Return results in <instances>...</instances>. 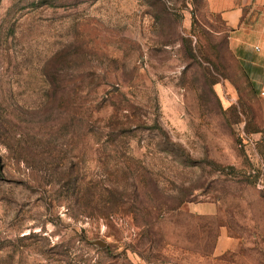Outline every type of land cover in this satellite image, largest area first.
Instances as JSON below:
<instances>
[{"label":"rangeland","instance_id":"374dc122","mask_svg":"<svg viewBox=\"0 0 264 264\" xmlns=\"http://www.w3.org/2000/svg\"><path fill=\"white\" fill-rule=\"evenodd\" d=\"M220 2L0 0V264H264V5Z\"/></svg>","mask_w":264,"mask_h":264},{"label":"crops","instance_id":"0c3cea01","mask_svg":"<svg viewBox=\"0 0 264 264\" xmlns=\"http://www.w3.org/2000/svg\"><path fill=\"white\" fill-rule=\"evenodd\" d=\"M248 2L251 3L253 0H221L218 5H215V10L221 12L228 26L240 34L241 30L246 28L243 20V6L248 4ZM260 2L261 4H259V6L263 8L264 0H255L254 5L257 6L256 3ZM250 29H253L255 32L254 35L257 38L255 48L257 47L258 50L264 51V11L261 13L260 19L256 20L255 25ZM238 34L237 36L231 38L232 46L234 45L235 49H238V47L244 44L242 38H240ZM232 244V237H230L226 232H222L218 239L216 252L218 254H223L232 247Z\"/></svg>","mask_w":264,"mask_h":264},{"label":"water","instance_id":"95a60500","mask_svg":"<svg viewBox=\"0 0 264 264\" xmlns=\"http://www.w3.org/2000/svg\"><path fill=\"white\" fill-rule=\"evenodd\" d=\"M94 243L97 244V245L103 246V247L106 245L105 242L100 241V240H96V241H94Z\"/></svg>","mask_w":264,"mask_h":264},{"label":"built area","instance_id":"2783aa9c","mask_svg":"<svg viewBox=\"0 0 264 264\" xmlns=\"http://www.w3.org/2000/svg\"><path fill=\"white\" fill-rule=\"evenodd\" d=\"M261 91L264 94V80H263L262 85H261Z\"/></svg>","mask_w":264,"mask_h":264}]
</instances>
